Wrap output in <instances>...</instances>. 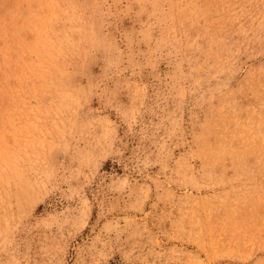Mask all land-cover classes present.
<instances>
[{
    "label": "rangeland",
    "instance_id": "rangeland-1",
    "mask_svg": "<svg viewBox=\"0 0 264 264\" xmlns=\"http://www.w3.org/2000/svg\"><path fill=\"white\" fill-rule=\"evenodd\" d=\"M0 264H264V0H0Z\"/></svg>",
    "mask_w": 264,
    "mask_h": 264
}]
</instances>
